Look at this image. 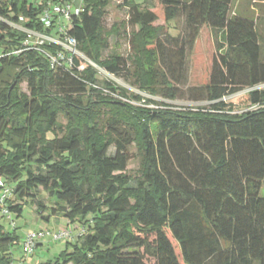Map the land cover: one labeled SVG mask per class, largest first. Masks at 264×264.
I'll return each mask as SVG.
<instances>
[{
    "label": "trees",
    "instance_id": "obj_1",
    "mask_svg": "<svg viewBox=\"0 0 264 264\" xmlns=\"http://www.w3.org/2000/svg\"><path fill=\"white\" fill-rule=\"evenodd\" d=\"M110 1L81 0L67 32L77 50L106 74L131 78L141 93L205 105L145 99L157 108L137 107L113 96L143 97L88 64L79 70L77 58L70 69H52L45 55L23 48L26 31L50 33L39 21L46 3L0 0V178L11 191L0 207V264H12L20 243L3 220L14 227L12 216L39 194L52 203H38L43 219L63 217L83 229L39 264H264V89L247 94L256 110L236 113L223 101L264 85L256 22L229 16L232 0H124L118 7L127 9V25L139 28L133 55L103 59ZM179 19L183 32L173 37L164 28ZM21 20L25 32L9 26ZM203 30L215 51L210 67L197 50ZM131 147L135 177L126 172Z\"/></svg>",
    "mask_w": 264,
    "mask_h": 264
},
{
    "label": "rangeland",
    "instance_id": "obj_2",
    "mask_svg": "<svg viewBox=\"0 0 264 264\" xmlns=\"http://www.w3.org/2000/svg\"><path fill=\"white\" fill-rule=\"evenodd\" d=\"M23 1V0H22ZM27 4L33 5V7H39L44 3H48L50 7L53 5L52 0H24ZM55 2L59 3L61 0H54ZM124 0H112L108 4L106 8V14L103 18V28L105 33V37L109 42L108 49L105 50L102 54L103 59L107 58L108 55L113 54V52L119 55L121 58L128 60L132 52V45H131V38L133 33L138 32L139 28L136 27L132 29L129 25H127L128 20V12L126 8H119L118 6ZM190 1V0H184ZM45 4V5H46ZM154 10L158 7L157 3H153ZM232 15H240L245 19L252 20L256 22L258 32L264 38V0H232L230 9H229V16ZM24 20L20 21L19 25L9 24V26L13 29L20 30L25 32L22 25L24 24ZM161 21L157 22L156 25H162ZM113 29H117L118 35L113 33ZM171 36L177 37L179 34L183 32V24L181 19L171 22L169 28H164ZM212 41L210 34L203 30L200 34V39L198 41V52L204 56L205 62L208 67H210L211 58L215 56L214 46H212ZM190 61V60H189ZM190 64L188 62V68ZM190 69V68H189ZM188 69V70H189ZM104 77V76H103ZM106 80L113 82L120 88H123L127 91L128 94L137 95L140 97H145V99H149L155 101L157 103H166L170 104L174 107H194L199 105H205L204 103L200 102H193L187 99L186 96L182 95L177 100L168 101L163 100L159 97H151L144 93L139 92L132 84L131 78H114V77H104ZM20 92L25 94L26 96L29 95L27 91L26 84L23 83L20 85ZM264 89V85L259 87V90ZM187 87H183L181 89L182 93H186ZM186 95V94H185ZM124 99V98H123ZM118 100V99H117ZM127 100V101H125ZM121 101L123 103H128L133 106H138V102H132L128 99ZM223 101L228 104L236 113H241L246 111L250 107L249 97L246 93H236L230 96H226ZM156 107V106H155ZM146 108V107H142ZM61 123L64 124L65 121L61 119ZM115 150L113 148L109 149V155L113 156ZM130 156V161L127 167V174L135 177L138 173L139 168V158L136 153V149L131 147L128 151ZM261 198H264V180L262 182V187L259 193ZM38 203L42 204L45 207L52 206V203L47 198L45 194H39L37 198L33 200V202H27L23 205V211L20 217H16L15 215L12 216V221L14 223V227L11 226L9 220H3V224L5 225L6 229L11 231L15 228V232L20 238V243L18 246L12 249V264H39L41 262L51 260L56 255H58L62 250L65 248V244L69 241L61 240V241H51L49 237H46L43 240L41 246H38L34 249L32 255L25 256L23 250L21 248V242L23 237L27 234H31L33 232L47 230V231H62L67 230L70 233V238L77 237L83 229L80 228L79 223H70L63 217H49L47 220L43 219L46 216V212L43 211L41 214L37 213ZM85 229L86 226L84 225ZM69 240V239H68ZM67 241V242H66Z\"/></svg>",
    "mask_w": 264,
    "mask_h": 264
},
{
    "label": "built area",
    "instance_id": "obj_3",
    "mask_svg": "<svg viewBox=\"0 0 264 264\" xmlns=\"http://www.w3.org/2000/svg\"><path fill=\"white\" fill-rule=\"evenodd\" d=\"M54 3L50 7L48 3L46 4L44 10L40 15V23L44 31L51 30L49 34L44 32H32L26 31L27 38L23 43L24 50L32 49L38 51L45 55V57L49 60L50 67L54 69L57 66L65 65L67 68H71L73 66L74 60L73 58L79 59L80 66L79 70L83 69L86 64L95 68L98 73L103 75L104 77H111L106 74L103 70L99 69L90 62L85 56H83L77 50V42L74 38L67 34L73 19L77 17L82 12L81 0H75L73 2H63V0L59 1V3L52 0ZM52 45L57 46V50L52 52L50 47ZM259 90L258 88H250L244 90L243 92L248 94L251 91ZM105 94L109 93L106 90L103 91ZM241 92V93H243ZM240 94V93H239ZM112 95V94H111ZM116 100H125L122 97L113 96ZM127 101V100H125ZM136 104L138 106L146 107L149 109H156L157 107L148 105L146 103L145 97L143 100ZM259 106L250 107V110H256ZM11 197V191L6 185L5 181L0 178V207H3L6 200ZM5 214V211H2ZM45 237H49L53 241L65 240L70 237V233L67 230L62 231H53L48 232L46 230L33 232L31 234H27L24 242H23V253L26 256L32 255L34 249L36 248V244L39 240L44 239Z\"/></svg>",
    "mask_w": 264,
    "mask_h": 264
}]
</instances>
